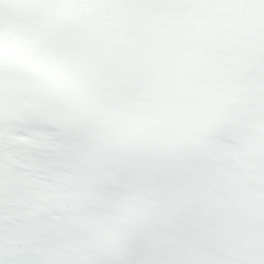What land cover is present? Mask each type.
<instances>
[{"label":"snow or ice","instance_id":"1","mask_svg":"<svg viewBox=\"0 0 264 264\" xmlns=\"http://www.w3.org/2000/svg\"><path fill=\"white\" fill-rule=\"evenodd\" d=\"M0 264H264V0H0Z\"/></svg>","mask_w":264,"mask_h":264}]
</instances>
